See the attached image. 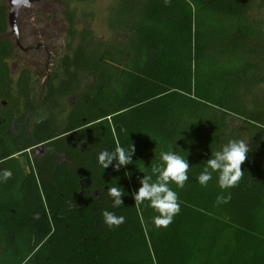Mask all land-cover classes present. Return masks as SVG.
I'll return each instance as SVG.
<instances>
[{
    "label": "trees",
    "instance_id": "1",
    "mask_svg": "<svg viewBox=\"0 0 264 264\" xmlns=\"http://www.w3.org/2000/svg\"><path fill=\"white\" fill-rule=\"evenodd\" d=\"M87 1L34 0L17 20L55 11L63 29L25 45L17 21L18 46L0 0V169L12 171L0 183V264H264V0H114L107 40L78 27L73 6ZM22 49L57 53L42 84L11 62ZM229 139L249 148L240 180L221 190L214 174L202 187L195 175ZM117 145L134 146L133 164L98 167ZM169 148L189 180L170 184L180 211L158 228L127 194ZM102 210L124 222L109 228Z\"/></svg>",
    "mask_w": 264,
    "mask_h": 264
},
{
    "label": "clouds",
    "instance_id": "2",
    "mask_svg": "<svg viewBox=\"0 0 264 264\" xmlns=\"http://www.w3.org/2000/svg\"><path fill=\"white\" fill-rule=\"evenodd\" d=\"M134 152V146L125 148L117 145L111 151L101 150L95 157V163L103 170L111 166L113 171L119 172L121 168L133 164ZM248 153V145L243 140L229 139L220 145L218 150L211 152L198 175H195L196 181L202 187L207 186L215 174L217 186L221 190L234 187L243 174L241 165ZM158 159L159 162L151 167L149 173L140 171L143 175L138 178L139 187L128 192L127 195L131 196L136 205L147 202V206L157 213L152 217V222L159 228L167 227L172 222L173 216L179 213L178 195L170 184L183 188L185 182L189 180L190 166L187 159L171 148L160 151ZM11 177L10 169H0V183L7 182ZM106 192L113 209L124 205L122 197L125 194L121 187L116 185L107 187ZM228 199L227 196L219 195L217 203H227ZM101 215L103 222L109 228L118 227L124 222L123 216H117L112 211L102 210Z\"/></svg>",
    "mask_w": 264,
    "mask_h": 264
},
{
    "label": "rangeland",
    "instance_id": "3",
    "mask_svg": "<svg viewBox=\"0 0 264 264\" xmlns=\"http://www.w3.org/2000/svg\"><path fill=\"white\" fill-rule=\"evenodd\" d=\"M113 5L114 0H89L85 3L74 5L73 8L76 11L77 21L79 23L78 27L89 29L97 39L107 40L110 36L107 23ZM30 14L31 12H24L21 14L19 20H17L21 31V37L22 40H24L25 45H35L37 43L36 36L38 34L46 35V33H49L52 38L55 36L54 33H59L58 29H63L64 23L62 22L63 20L60 16V12L56 13L54 11L52 20L49 22L42 19L31 20ZM57 39L58 38H54L53 44L56 45L51 44V47H59L62 44V39ZM51 51L48 56V54L44 53L43 49L36 51L31 50L21 54L19 58L12 60L11 62L14 63L16 61L18 66L25 65V62L29 63L37 77L43 73L40 76V84H42L44 78L52 71L54 63H56V60L58 59L57 53L53 49H51Z\"/></svg>",
    "mask_w": 264,
    "mask_h": 264
},
{
    "label": "water",
    "instance_id": "4",
    "mask_svg": "<svg viewBox=\"0 0 264 264\" xmlns=\"http://www.w3.org/2000/svg\"><path fill=\"white\" fill-rule=\"evenodd\" d=\"M8 4V26L15 37L16 44L19 45V33L17 28V19L23 9H29L34 0H6ZM27 52L29 49H22Z\"/></svg>",
    "mask_w": 264,
    "mask_h": 264
}]
</instances>
